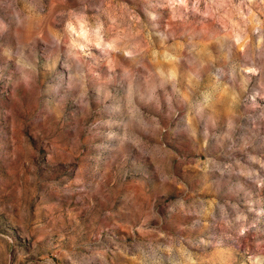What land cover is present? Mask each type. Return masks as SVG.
Here are the masks:
<instances>
[{
	"label": "rangeland",
	"instance_id": "1",
	"mask_svg": "<svg viewBox=\"0 0 264 264\" xmlns=\"http://www.w3.org/2000/svg\"><path fill=\"white\" fill-rule=\"evenodd\" d=\"M0 264H264V0H0Z\"/></svg>",
	"mask_w": 264,
	"mask_h": 264
}]
</instances>
